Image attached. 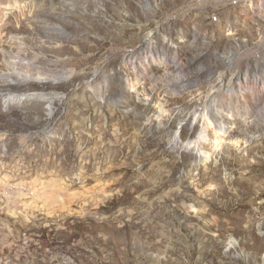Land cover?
<instances>
[{
    "label": "rangeland",
    "instance_id": "1",
    "mask_svg": "<svg viewBox=\"0 0 264 264\" xmlns=\"http://www.w3.org/2000/svg\"><path fill=\"white\" fill-rule=\"evenodd\" d=\"M209 2L0 0V264H264V95L211 79Z\"/></svg>",
    "mask_w": 264,
    "mask_h": 264
},
{
    "label": "bare ground",
    "instance_id": "2",
    "mask_svg": "<svg viewBox=\"0 0 264 264\" xmlns=\"http://www.w3.org/2000/svg\"><path fill=\"white\" fill-rule=\"evenodd\" d=\"M229 9L231 12H224L222 21H219L223 29L221 31L222 33L219 35V41H216L217 44L215 45L213 52L214 60L208 63V65L217 69H224V71L216 72L217 75L212 76L211 79L214 78V80H218V83L228 86V88H226L228 92H236V94L242 97L243 101H248V98L251 97L252 94L264 95V35L260 42L240 39L238 38L240 29L238 28L237 22L245 12H247V15L251 18H257L258 20L264 21V0H246L231 6ZM241 10H244V12H241ZM181 16L183 19H181V24L178 26L177 32L178 36L182 39L188 36L190 29L188 25L184 23L186 17L185 14L182 13ZM201 28L202 27L199 23L193 24L192 34L194 38H202L205 36L202 33ZM221 41H224L225 44L229 46L224 47V49L221 50L219 45ZM146 45V48H150L153 45V42L149 40L146 42ZM202 48H205V46L202 45ZM142 52L144 53V51ZM256 53L257 59L254 57V54ZM163 55L164 57L166 56L164 53ZM245 56L247 65L235 66L237 63L243 62ZM171 61L176 67L177 60L173 58ZM179 69L180 72L177 74L181 73L180 66ZM230 70L231 72H229ZM56 77L57 79H66L69 76L63 71L58 72ZM168 78L172 81V83H169V86L171 85L173 88H179L178 90L181 91L188 88V86L195 84L194 81L197 82L198 80H193L191 77L192 79L190 78L188 81L182 83L178 82V84L172 80L173 78L171 75L168 76ZM177 79L181 80V77H177ZM182 84L186 85L182 86Z\"/></svg>",
    "mask_w": 264,
    "mask_h": 264
},
{
    "label": "built area",
    "instance_id": "3",
    "mask_svg": "<svg viewBox=\"0 0 264 264\" xmlns=\"http://www.w3.org/2000/svg\"><path fill=\"white\" fill-rule=\"evenodd\" d=\"M243 1H246V0H211V2H209V4L217 3L218 5L224 7V9L219 11V12L215 11V12L210 13V17H216L220 13L228 12L229 8L231 6L236 5L237 3H240V2H243ZM179 13H184V10L179 12ZM175 20H178V15L175 18ZM254 57L257 59V53L254 54ZM239 65H247L246 64V56L243 58V62L237 63L235 66H239ZM229 72H231V70Z\"/></svg>",
    "mask_w": 264,
    "mask_h": 264
}]
</instances>
